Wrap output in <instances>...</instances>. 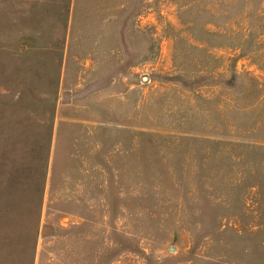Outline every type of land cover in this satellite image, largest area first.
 <instances>
[{"label": "rangeland", "instance_id": "1", "mask_svg": "<svg viewBox=\"0 0 264 264\" xmlns=\"http://www.w3.org/2000/svg\"><path fill=\"white\" fill-rule=\"evenodd\" d=\"M0 264H264V0H0Z\"/></svg>", "mask_w": 264, "mask_h": 264}, {"label": "trees", "instance_id": "2", "mask_svg": "<svg viewBox=\"0 0 264 264\" xmlns=\"http://www.w3.org/2000/svg\"><path fill=\"white\" fill-rule=\"evenodd\" d=\"M43 232H44V234H43V239H44V240H47L48 237L45 236V231H43ZM34 255H35V251H34V253H33V256H34Z\"/></svg>", "mask_w": 264, "mask_h": 264}]
</instances>
